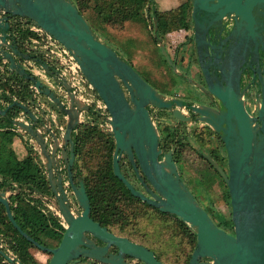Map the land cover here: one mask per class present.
Returning <instances> with one entry per match:
<instances>
[{
  "label": "water",
  "instance_id": "obj_1",
  "mask_svg": "<svg viewBox=\"0 0 264 264\" xmlns=\"http://www.w3.org/2000/svg\"><path fill=\"white\" fill-rule=\"evenodd\" d=\"M190 1L198 55L201 59L222 58L226 65L218 67L219 76H213L212 80L211 73L204 68L207 89L192 79L188 80L200 87L217 108L189 105L160 93L95 31L73 0H0V62L7 60L10 72L30 81L43 98L58 108L66 121L65 132L59 137L51 122L44 123L18 101L16 104L25 115L11 121L14 131L30 140L44 161L50 195L34 192L31 197L43 201L66 224L60 245L48 248L25 233L11 209V189H0V203L5 207L9 221L36 248L52 256L49 264H70L81 258L105 264H128L125 256L144 264H165L148 248L118 237L96 223L91 218V201L82 177L77 179L79 186L74 183V138L84 123V117L95 113L103 117L101 128L115 144V177L134 197L164 214L177 217L196 234V246L188 264H264V102L258 103L259 116H252L246 108L240 84L243 65L248 60L254 63L260 58L264 60V0ZM12 18L38 27L68 51L74 60L72 69L85 79L99 98L97 107L108 115L93 110L92 103L79 95L71 84L73 79L67 81L62 76L59 79L49 65L43 64L45 72L53 79L46 80L47 85L22 67L17 58L29 57L19 49ZM153 19L155 38L162 54L173 71L179 74L158 37L157 17ZM257 72L264 71L259 68ZM261 82L264 93V77ZM150 109L167 110L178 120L190 123V118L182 113V109H189L199 123L208 126L221 139L228 156L229 174L211 156L205 158L229 188L234 235L216 225L183 182L173 151L163 153L160 131ZM7 116L8 110L3 109L0 102V117ZM59 151L69 165L68 178L77 205L64 185ZM123 158L132 165L145 187L148 186L142 176L147 179L154 190H149L152 199L137 191L123 174ZM96 241L107 244V247L96 246ZM110 246L119 249V255L104 259ZM1 254L10 264H22L12 254Z\"/></svg>",
  "mask_w": 264,
  "mask_h": 264
},
{
  "label": "flooded vegetation",
  "instance_id": "obj_2",
  "mask_svg": "<svg viewBox=\"0 0 264 264\" xmlns=\"http://www.w3.org/2000/svg\"><path fill=\"white\" fill-rule=\"evenodd\" d=\"M192 10H193V7L191 9V14H190L191 21H192L191 30L186 32L184 43L181 42V45L177 47L174 54L170 50L169 46L166 44V39L170 36L160 38L158 35V37L163 41L167 49V52L169 53L174 63V66L178 69V72H179V74H176L173 71V68L170 67L166 61L167 63L166 66L172 75L171 78L169 79L170 88L168 89L167 87V90H163V89L161 90L155 84H153L150 81V79L146 75H144L143 72L140 71L142 73V74L140 73V75L151 86H153L160 93L166 96L188 102L189 105L208 106L212 108H217L216 103L213 102L208 96H206L205 93L200 89V87L195 86L194 84L190 83L188 80V79H192L193 81L198 83L200 86L207 89L208 88V78L204 72V68H207L209 72L211 73V76H210V79H211L213 76L215 77L219 76V71L217 70L219 66L226 65V62L222 58L216 59L215 57L213 58L204 57L203 59H201L200 56L198 55L197 47L195 45L194 38H193ZM11 23H12L11 25L13 27V32L16 36L20 51L23 52L24 56L29 57V59H26L25 57H21V58H17V60L31 76L35 77L37 80L41 81L45 85H47L46 80L53 81V79L47 75V73L45 72V69L43 68V64H47L50 66L51 71L55 75H57L59 79H60V76H62L64 80L70 81L71 78L69 76L66 77L62 75L63 74L62 73L63 68L61 65L62 62L56 55L52 53V49L54 46H50V48L47 47L48 44L49 45L52 44V41L49 42L45 35H41L40 33L33 31L35 30L36 27L30 23L24 22L21 19L12 18ZM148 26L149 27L151 26V29L153 30V34H154V39L156 40L155 23H154V27H152L151 24H148ZM36 29H39V28L37 27ZM157 34H158V31H157ZM157 45H158V42H157ZM182 50H183V54L180 56L179 51H182ZM125 59L134 68H136L137 71H139L137 67L130 60H128L127 58ZM259 68L264 71V60L261 58L258 61V63H254L253 61L248 60V62H246L241 68L242 75L240 78V84H241L242 90L244 91L246 108L248 112L254 117L259 116L258 103L264 102V93L261 91L262 89L261 78L264 77V72L262 73L257 72ZM213 72H215V74ZM12 76H17V75L12 74L10 72L9 63L7 62V60H2V62H0V102H2V108L8 110L7 107L16 104V101H18L26 105L44 123H47L48 121L51 122L52 129L55 131V133L59 137H61L62 134L59 132L58 125L62 124L66 128V121L64 120V117L60 114V112L58 111V108L55 107L51 102L43 98V96L38 93L36 87L30 81H26L23 78L22 79L25 82L29 83L28 90H29L30 97L26 101L21 102L17 94L22 90L23 86L25 85L19 81L17 83H14L12 80ZM7 83H9L10 87L6 86ZM10 88L13 91H11ZM89 93L92 96L93 95L97 96L94 92L89 91ZM97 105L98 103L94 102L92 104V109L97 112L105 113V115H108L107 112L100 110L97 107ZM150 112L160 131V148L163 151V153L166 154L170 151H173L174 160L176 161L178 165L179 172L181 174V178L183 182L187 185L189 190L193 193V195L195 196L199 204L209 213V215L212 217L216 225L219 228L225 230L227 233L234 235L235 234L234 233V223L232 220V207H231L232 199H231V195L229 192V188L225 180L223 179V177L219 174L221 178L224 180V182H222L220 179H217L214 182H211V184L210 183L206 184L205 180L201 178L200 175H196V180H195V177H194L195 173H193V175L190 174L189 176H186V174L183 172L181 168L183 166L182 164L184 163V159L190 157L191 155H195L197 160H201L205 162V166H203V168L205 167V169L212 172V170L209 169V166H207L206 162L208 161L205 158L206 156H211L219 164V166L222 167V169L227 174H229L228 156H227L225 146L223 142L221 141V139L208 126L199 123L197 121V116L189 109H182V113H184L186 118H190L191 120L190 123L178 120L171 112L167 110L150 109ZM24 115H25V112L20 108V111L15 115V118L23 117ZM55 116L57 117V122H56ZM59 121H60V124H59ZM103 122H104L103 117H100L99 115L95 113V114H88L86 117H84V123H82L81 125L88 124L93 127L96 126L101 131L105 132L101 128V125ZM258 123L262 124V121L258 120ZM0 131H11L12 136L10 137V139H13L12 141L16 139L21 142L20 144L23 145L27 151L26 158L31 157L34 159L35 163L40 167L41 174L46 179V185L43 184L42 181H40V193L50 195V192L48 189V181L46 177L44 161L41 155L39 154V152L37 151V149L35 148L34 144L30 142V140H27L22 135L16 133L14 131V127L12 126L8 128H0ZM76 135L74 138L75 144H76ZM10 139L8 141L9 144H10ZM48 146L51 147L50 141L48 142ZM67 148H68L67 153H69V157H70V154H71L69 151L70 146H68ZM57 155L60 156V168L62 169V174L64 177V185L66 186L68 190V193H69V196L72 202L75 205H77V203L75 202L74 194H73L72 183L69 181V178H68L67 169L69 165L67 164L66 161L63 160L62 151H59ZM26 158L18 159V160L23 161ZM199 166L194 165V167H199ZM200 168L203 169L202 167ZM121 169H122L123 174L131 181V183L134 185L137 191H139L144 196L152 199V195L150 194L149 190L154 191L153 188L150 186V184L148 183L147 179L144 176H142V178L143 180H145L148 187H145L142 184L134 168L132 167V165L128 162L126 158L122 159ZM72 171L74 173V183L79 186L77 179L78 177H82L84 181V176L81 171L78 157L76 154V146H75V165L72 168ZM191 183L193 184V186ZM84 185H85V181H84ZM7 188H10L12 191V194L10 195L11 207L12 205L16 206V204L12 203L13 197L18 194H21L23 198L26 199L27 202H30L32 206L40 210V213L45 216L50 227L56 231V234L62 236L61 238V241H62L63 236L66 232V224L64 223L62 219H60L59 217H56L55 214L48 208V206L43 201L41 200L39 201L37 199L30 200V198H32L31 196L34 193L30 191L28 192L26 188L18 185L16 182H11L10 187H7ZM3 189L4 188H2L1 190ZM192 189H201L202 197L198 199ZM137 199L141 203L149 205L148 203L143 202L141 199L139 198ZM214 200H217V202H214ZM206 201L208 202L207 204H211V205H214L220 202L224 203L225 205H227L228 213L227 214L218 213V214L212 215L205 205ZM150 207L154 208L153 206H150ZM91 210H92V205H91ZM154 210L159 211L156 208H154ZM220 217L222 218L223 221L219 219ZM91 218L96 223H99L102 227H105L95 217H92V213H91ZM151 219L153 220L154 224L150 228L148 227V224L151 221ZM178 220H176L174 217H134L132 225L131 224H127V225L120 224L116 227L109 228L106 226L105 228H107L109 232H111L112 234L118 237L127 238L134 243L140 244L148 248L150 251H153L156 254L157 249L163 248L162 243H159L161 246L156 248L157 247L156 237L159 231L165 232V231L172 230L173 232L176 233L177 236L179 235L181 237L185 236L183 228L178 223L179 222ZM55 223H57L58 226L57 225L55 226ZM157 223L159 224V227H160L159 229H157V226H156ZM129 225L131 227L128 230ZM126 228L127 230L125 231ZM128 231H131L128 233L129 235L125 234V232H128ZM47 232H50V231L48 230ZM44 233H46L45 230H43V233H40V236H42L45 239V241H43L44 244L42 245L48 248H53V249L57 248L60 245L61 241L57 242L55 241V239H52L50 237L46 238L45 237L46 235H44ZM95 244L98 247H102V248L107 247V244L101 241H96ZM36 249L43 256L44 254L50 256V258L48 259V262L46 263V264H49L52 256L48 253H44L40 251L38 248ZM2 252H4L7 255H10L12 253V255L16 257L18 260H20V262L22 263L20 257L13 250L9 240L4 235H0V255L2 257V260H0V264H10L2 256L1 254ZM111 255L113 256L119 255V249H117L114 246H110L108 249V252L103 258L109 259ZM125 262L128 264H144L141 261H138L135 258H132L129 256H125ZM36 263L40 264L37 261V259H36ZM70 264H105V263L102 261L81 258L79 260H75L71 262Z\"/></svg>",
  "mask_w": 264,
  "mask_h": 264
},
{
  "label": "trees",
  "instance_id": "obj_3",
  "mask_svg": "<svg viewBox=\"0 0 264 264\" xmlns=\"http://www.w3.org/2000/svg\"><path fill=\"white\" fill-rule=\"evenodd\" d=\"M73 1L99 35L100 30H105L108 27L124 29L127 23H141L146 26L151 24L154 27V16L157 17L160 38L188 32L192 27L190 17L192 4L190 0L176 9L165 12L158 11L155 1L151 0ZM154 41L157 44L156 40ZM161 58L167 65L162 53ZM12 80L14 83L19 81L25 85L17 95L21 102L26 101L30 97L29 83L17 76H12ZM6 86L10 87L9 83ZM10 90L13 91L11 88ZM7 108L8 116L0 118V128L11 127V121L20 111L17 104ZM11 136V131H0V142H3L0 145V188L5 189L10 187L11 182H16L30 192H40V181L46 185V179L41 174L40 167L33 158L29 157L19 161L13 151H8L11 150L8 143ZM114 151L115 144L110 135L96 126L85 124L79 127L76 135V154L91 201L92 217L109 228L120 224L132 225L134 217H174L178 220L173 215L161 213L149 205L141 203L115 177L113 172ZM206 163L216 178L224 182L214 167L209 162ZM30 200L34 199L30 198ZM12 203L16 204V206L12 205L11 207L16 221L30 237L44 244L43 240L40 239V233L45 230L46 238L50 237L57 242L61 241L62 236L56 234V231L50 227L40 210L27 202L21 194L14 196ZM178 221L185 233L183 237L179 235L185 242V248L181 255L174 254L172 257L169 256L170 258H165L164 254L157 250L158 259L165 264H188L196 246V234L183 221ZM56 225L57 223H55ZM130 227L129 225L128 230ZM48 230L50 232H47ZM129 232L131 231L125 232V234L129 235ZM0 235H4L9 240L23 264H37L33 254V250H37L36 247L13 227L7 218L5 207L1 203ZM0 260H2L1 255Z\"/></svg>",
  "mask_w": 264,
  "mask_h": 264
},
{
  "label": "rangeland",
  "instance_id": "obj_4",
  "mask_svg": "<svg viewBox=\"0 0 264 264\" xmlns=\"http://www.w3.org/2000/svg\"><path fill=\"white\" fill-rule=\"evenodd\" d=\"M154 1H155L156 9L160 12L176 9L180 7L182 4L187 2V0H154ZM99 33L100 36H102L104 40L112 48H114L116 51L122 54L121 56L124 59L127 58L128 60H130L137 67V69L139 70L138 72L139 73L143 72L144 75H146L150 79V81L153 84H155L159 89L167 90V87L168 89L170 88L169 79L171 78L172 75L161 58V51L159 46L154 41L155 39L151 26L149 27L141 23H127L124 29L119 30L116 28L108 27L105 30H100ZM185 36H186V32H183L170 36L166 39V44L169 46L173 54L177 49V47L181 45V42L184 43ZM179 54L181 56L183 54V50L179 51ZM2 143L3 142H0V145ZM9 149L11 150L8 151H13V152L15 151L13 150V147H9ZM14 154L17 159H21L22 156L21 154H20L21 156L15 152ZM24 158L26 157H23V159ZM182 165L183 166L181 168L183 172L186 174V176H189L190 174L193 175V173H195L194 174L195 180H196V175H200L201 178L205 180L206 184L209 183L211 184V182H214L217 179L213 172L205 169V167L203 168V166H205V162L201 160H197L195 155H191L190 157L184 159V163ZM194 165H198V166L200 165V166L194 167ZM200 167H202L203 169H201ZM192 190L194 191V194L198 199L202 197L201 189H192ZM214 202H217V200H214ZM207 203L208 202L206 201L205 205L212 215L218 213H226V214L228 213L227 205H225L224 203L220 202L214 205ZM219 219L222 220L221 217ZM153 224L154 222L151 219V221L148 224V227L151 228ZM156 226L157 229L160 228L158 223L156 224ZM40 239L45 241V239L42 236H40ZM156 241H157L156 248L161 246L159 243L163 244V248L157 250H159V252L164 254L165 258H170L174 254L181 255L185 248L184 240L180 236H177L176 233L173 232L172 230L165 232L159 231L157 233ZM33 254H35V257L40 264H46L48 262V259L50 258L49 255L44 254L43 256L37 250H33Z\"/></svg>",
  "mask_w": 264,
  "mask_h": 264
},
{
  "label": "built area",
  "instance_id": "obj_5",
  "mask_svg": "<svg viewBox=\"0 0 264 264\" xmlns=\"http://www.w3.org/2000/svg\"><path fill=\"white\" fill-rule=\"evenodd\" d=\"M33 31H35L37 33H40L41 35H45L44 33H42L40 31V29H36L35 28V30H33ZM46 37H47V40L49 42L52 41V44L51 45L48 44L47 47L50 48V46H54L53 49H52V53L54 55H56L62 62L61 63L62 68H63V71H62L63 74L62 75L66 76V77L69 76L70 78L73 79L72 84L75 86V89H76L77 93L79 95H81L84 99H86L87 101H89L92 104L94 102H97L99 104V99L97 98V96H94V95L92 96L89 93V91H91V92H93V91L88 86V84L86 83L85 79L80 74H78L77 70H73L72 69L73 65H74V60L71 57V55L68 53V51L60 43H58L54 39H51L48 36H46ZM48 57H49V55H48ZM57 117H56V122H57ZM58 127H59L58 128L59 132L61 134H63L65 132V129H66L65 126H63L61 124V125H58Z\"/></svg>",
  "mask_w": 264,
  "mask_h": 264
},
{
  "label": "crops",
  "instance_id": "obj_6",
  "mask_svg": "<svg viewBox=\"0 0 264 264\" xmlns=\"http://www.w3.org/2000/svg\"><path fill=\"white\" fill-rule=\"evenodd\" d=\"M13 139H10V147H13V149L15 150L14 152L17 153V154H21V159H23V157H26L27 155V151L26 149L24 148L23 145L20 144V141L19 140H14L12 141Z\"/></svg>",
  "mask_w": 264,
  "mask_h": 264
}]
</instances>
